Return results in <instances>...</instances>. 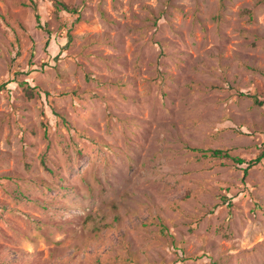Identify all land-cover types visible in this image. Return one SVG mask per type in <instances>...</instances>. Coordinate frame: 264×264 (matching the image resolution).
Listing matches in <instances>:
<instances>
[{"label":"rangeland","instance_id":"rangeland-1","mask_svg":"<svg viewBox=\"0 0 264 264\" xmlns=\"http://www.w3.org/2000/svg\"><path fill=\"white\" fill-rule=\"evenodd\" d=\"M59 1L0 0V264H264V159L199 152L263 150L264 0Z\"/></svg>","mask_w":264,"mask_h":264},{"label":"trees","instance_id":"trees-1","mask_svg":"<svg viewBox=\"0 0 264 264\" xmlns=\"http://www.w3.org/2000/svg\"><path fill=\"white\" fill-rule=\"evenodd\" d=\"M53 6L60 10V11H64L66 13H71L74 14L76 13V10L70 6L65 5L63 2L59 1V0H53ZM34 10H35V6H34ZM35 19H36V23L38 25V27H40L39 25V17L38 15H35ZM27 94L29 95V97H31L29 91H27ZM254 100V104L258 105V106H264V101L259 100L257 97H252ZM193 151H198V150H193ZM202 153V156L204 157H212V158H217V159H229L230 161H232L235 164L238 165H245L244 169H243V174L246 175L247 172L253 168L254 166H256L257 164L260 163L261 160L264 159V145H263V150L260 153L259 156H257L255 159L250 160V161H245L241 158H237V157H232L231 155H229V153L227 151L221 150V149H210V150H205V151H199Z\"/></svg>","mask_w":264,"mask_h":264}]
</instances>
